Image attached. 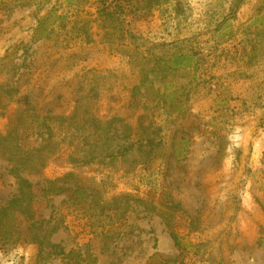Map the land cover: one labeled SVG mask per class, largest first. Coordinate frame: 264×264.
<instances>
[{
    "label": "rangeland",
    "instance_id": "374dc122",
    "mask_svg": "<svg viewBox=\"0 0 264 264\" xmlns=\"http://www.w3.org/2000/svg\"><path fill=\"white\" fill-rule=\"evenodd\" d=\"M170 1L120 13L123 24L106 40L95 0H0V80L17 78L21 90L39 92L40 113L75 110L116 127L122 118L131 132L157 128L161 142L144 163L131 160L135 153L78 166L69 158L74 146L56 137L46 165L20 173L33 185L35 230L48 238L28 241L27 221L13 206L0 264H264V4ZM244 6L256 19L233 29L228 23ZM47 13L55 14L48 35L34 40ZM160 43L193 47L201 62L192 81L174 77V88L154 95L149 85L161 79L140 85L146 65L136 52ZM17 106L0 107V135ZM22 140L36 144L30 134ZM9 169L0 155V208L17 193ZM68 172L65 185L83 182L87 201L45 194V180Z\"/></svg>",
    "mask_w": 264,
    "mask_h": 264
},
{
    "label": "trees",
    "instance_id": "16d2710c",
    "mask_svg": "<svg viewBox=\"0 0 264 264\" xmlns=\"http://www.w3.org/2000/svg\"><path fill=\"white\" fill-rule=\"evenodd\" d=\"M239 1L235 0L234 2ZM95 2L98 13L97 26L102 29V38L106 40L113 35L112 33L118 28V25L123 24L119 18L120 13H133L145 7H161L171 4L170 0H146L145 5L142 3L143 0H125L124 3L121 0H95ZM51 16L52 19H50ZM53 17H55L54 13H47L37 21L34 27V40L48 35L47 28L53 21ZM58 17L56 15V18ZM130 32L129 29L126 30V33L136 38ZM162 44L164 43L152 44V47L136 52L137 57L143 60L146 65L140 71V85L147 82L152 84L156 79H161L159 88L154 89V86L149 85L148 89L154 91V95H158L157 91L162 87L165 89L174 88L172 82L174 77L189 75L197 69L201 62V57L193 47L164 49ZM155 47L159 48L157 52L154 51ZM131 56L133 57V55ZM13 68L16 69L17 66L14 65ZM193 79V75L190 74L188 81ZM21 86L18 84L17 78L0 80V107L5 108L14 100L18 104L9 130L5 135H0V155L10 164L9 171L17 179L18 185L16 196L10 199L6 206L0 208V235L10 227L7 224L8 213L14 206L19 209L27 221L25 238L28 241L41 244L47 240L48 231L37 233L35 230L30 206L33 185L20 173L24 171L35 173L44 167L56 149L57 140L55 139L58 137L63 140L68 139V142L74 146L75 151H72L71 154L74 155L76 152L77 155L73 157L69 154V158L70 162L78 166L91 162L111 163L117 158L125 160L135 153L138 154L131 160H136L139 156L140 161L144 163L154 157L161 142L157 128L139 125L137 130L131 132V125L122 118L118 119L120 126L116 127L112 120L100 122L84 113L80 115L75 110L68 116H51L48 111L40 113L36 108L39 92L35 95L31 87L24 88V86L21 90ZM137 88L139 89V86ZM161 94L166 96V93ZM174 107L179 110L178 104ZM35 109L36 111H34ZM53 118L57 125L51 126ZM28 134L34 136L35 145L25 146L22 142V137ZM72 175V172H68L61 177L45 180V194L67 193L70 198L87 201L92 194L85 191L87 187L83 182L75 180L71 186L65 185L64 182ZM170 235L174 244L178 246L176 235L172 232Z\"/></svg>",
    "mask_w": 264,
    "mask_h": 264
},
{
    "label": "crops",
    "instance_id": "0c3cea01",
    "mask_svg": "<svg viewBox=\"0 0 264 264\" xmlns=\"http://www.w3.org/2000/svg\"><path fill=\"white\" fill-rule=\"evenodd\" d=\"M240 11H241L240 13L236 14L237 19L235 21H231L230 23H228V25L230 27H232L233 29H236V28H239V27H245L247 25V21L248 22H253L256 19L255 17L248 19L249 14L251 13V11H250V9H247L246 6L241 7ZM245 20H247V21H245ZM224 45H225V43H224ZM227 47H229V46H227Z\"/></svg>",
    "mask_w": 264,
    "mask_h": 264
},
{
    "label": "water",
    "instance_id": "95a60500",
    "mask_svg": "<svg viewBox=\"0 0 264 264\" xmlns=\"http://www.w3.org/2000/svg\"><path fill=\"white\" fill-rule=\"evenodd\" d=\"M260 4H264V0H261V1H260Z\"/></svg>",
    "mask_w": 264,
    "mask_h": 264
}]
</instances>
